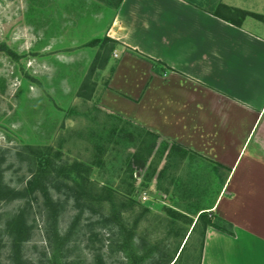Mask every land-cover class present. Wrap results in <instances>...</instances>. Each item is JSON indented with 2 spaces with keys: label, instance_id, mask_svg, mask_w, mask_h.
<instances>
[{
  "label": "rangeland",
  "instance_id": "obj_1",
  "mask_svg": "<svg viewBox=\"0 0 264 264\" xmlns=\"http://www.w3.org/2000/svg\"><path fill=\"white\" fill-rule=\"evenodd\" d=\"M192 1L207 8L218 2ZM233 3L264 13V0H233ZM116 9L108 0H0V44L3 45L0 51V170L4 184L19 189L29 177L25 158L18 155L23 145H51L60 148L68 160L89 162L96 153L95 142H100L106 147L103 164L92 167L91 179L97 186L109 180L112 188L124 194L123 179L128 182L131 172L133 185L129 198L148 209L137 225V233L151 243L161 241L166 245L165 250L172 253L179 241L182 245L192 225L179 222V233H168L164 208L195 220L196 215L187 212L194 214L196 209L211 204L221 183L222 169L197 155L188 154L184 159L169 155V143L176 141L156 132L160 138L145 163L132 161L127 165L126 154L134 151L137 128L150 129L143 125L141 115L134 114L135 106L123 94L119 104L122 114L107 107L114 101V95L105 97V92L120 58L119 52L132 54L131 48L123 43L116 40L118 44L108 55L106 65L91 74L90 79L95 82L91 98L77 95L98 53V48L88 46L87 42L107 35ZM102 56L103 52L98 60ZM113 127L115 131L111 132ZM63 187L61 183L50 187L53 198L58 194L57 188L62 198H67L57 221L61 233L78 213L71 194L64 193ZM142 194L145 200L141 199ZM19 209H24L28 227L27 239L20 249V263L54 264L49 244L50 225L37 194L0 201V264H16L5 221ZM140 210L136 205L135 213L129 214L133 217ZM102 211L106 212L107 207ZM186 229L181 239L180 234ZM120 240L115 224L105 222L99 211L85 210L74 225V233L62 250L63 261L59 263L97 264L96 258L100 257L103 264H128L119 247ZM197 250L195 232L186 243V253L196 256Z\"/></svg>",
  "mask_w": 264,
  "mask_h": 264
},
{
  "label": "crops",
  "instance_id": "obj_2",
  "mask_svg": "<svg viewBox=\"0 0 264 264\" xmlns=\"http://www.w3.org/2000/svg\"><path fill=\"white\" fill-rule=\"evenodd\" d=\"M209 9L121 0L107 35L169 70L157 74L144 58L119 52L107 107L122 114L127 97L147 128L222 166L206 208L231 233L207 226L200 264H264V22L245 17L235 26Z\"/></svg>",
  "mask_w": 264,
  "mask_h": 264
},
{
  "label": "trees",
  "instance_id": "obj_3",
  "mask_svg": "<svg viewBox=\"0 0 264 264\" xmlns=\"http://www.w3.org/2000/svg\"><path fill=\"white\" fill-rule=\"evenodd\" d=\"M121 0H108V3L117 8ZM191 4L199 6L196 2L189 0ZM210 13L214 16L226 21L235 26H240L245 17H252L258 21L264 22V14L246 10L243 8L232 7L222 2H217L209 9ZM118 42L107 36L96 37L87 42L88 46H96L98 53L96 54L93 62L88 71V76L85 77L80 85L77 95L83 98H91L94 92L95 82L90 79L91 74L97 68H102L108 61V55L112 52ZM3 50V45L0 44V51ZM103 52V56L100 60L98 57ZM132 54H135L141 58L147 60L152 69L157 73H164L169 70L165 64L160 61L151 59L131 49ZM109 114V113H108ZM116 118L121 117L111 114ZM124 120V119H122ZM124 123L133 125L130 121L124 120ZM137 139L132 154H126V161L128 166L132 161H140L145 163L146 159L150 156L152 149L157 145V141L160 138L155 132L146 130L144 128H137ZM115 131V127L111 132ZM167 142V141H166ZM94 149L96 153L91 161L82 162L79 160H68L64 157V153L60 148H53L51 145H31L26 144L22 146L18 155L23 156L29 167V177L26 180L23 187L16 189L11 188L4 184L3 176L0 170V201H12L15 199H25L29 195H39L42 199L43 206L46 209L47 220L50 225V237L49 244L52 248V261L54 264H60L59 261H63L62 250L70 241L74 233V225L79 220V216L85 210L99 211V215L105 220V222H111L116 225L121 236L119 241V247L123 250L128 264H200L203 237L207 226H212L219 230L231 233L230 224L220 219L211 210L207 208H198L194 214L195 220L186 214L180 213L171 208H164L167 215L166 225L168 233L178 234L179 230L177 224L183 222L187 225H192L186 240L182 247H180V241L176 245L172 253L165 250V246L161 244V241L151 243L146 240L145 236L137 233V225L147 213L148 209L129 198L133 180L131 172L127 176L128 182L123 179L126 187H123L124 194H119L112 188L109 180L102 182L100 186L91 179L90 174L93 166L99 167L103 164L102 156L106 151L104 144L95 142ZM165 143V142H164ZM165 149V144L160 148L161 153ZM169 155L176 156L177 158L184 159L186 156L197 155L192 150L180 145L176 142H170L168 147ZM130 159V160H129ZM211 162V161H210ZM213 163V162H212ZM215 164V163H214ZM217 166L221 165L215 164ZM131 181V182H129ZM223 181V179H221ZM57 183H61L64 186V193L69 192L72 196L75 207L78 209V213L74 216L68 229L61 233L57 228V221L61 211L64 209L67 198L63 199V194L59 192L57 188V195L53 198L50 193L51 186H57ZM141 208L140 212H137L135 216L131 217L129 213H135V206ZM107 207V211L102 210ZM128 213V217L124 214ZM126 218V220H124ZM130 219V223L127 221ZM5 229L10 237L11 251L14 255V261L16 264L20 263V249L27 239L28 227L24 216V209H19L17 213L11 216L5 221ZM187 232L184 230L180 234L184 238ZM197 234L198 237V252L196 256H192L186 253V243L192 233ZM177 251H179L177 253ZM177 253V255H176ZM176 255V256H175ZM97 264H103L104 262L100 257L96 258Z\"/></svg>",
  "mask_w": 264,
  "mask_h": 264
},
{
  "label": "built area",
  "instance_id": "obj_4",
  "mask_svg": "<svg viewBox=\"0 0 264 264\" xmlns=\"http://www.w3.org/2000/svg\"><path fill=\"white\" fill-rule=\"evenodd\" d=\"M141 199H142V200H145V199H146V197H145L144 194L141 195Z\"/></svg>",
  "mask_w": 264,
  "mask_h": 264
},
{
  "label": "water",
  "instance_id": "obj_5",
  "mask_svg": "<svg viewBox=\"0 0 264 264\" xmlns=\"http://www.w3.org/2000/svg\"><path fill=\"white\" fill-rule=\"evenodd\" d=\"M187 236V235H186ZM186 240V238L184 239V241ZM184 241H183V243H184ZM183 243H182V245H183ZM182 245L180 246V248L182 247ZM180 248H179V250H180ZM179 252V251H178Z\"/></svg>",
  "mask_w": 264,
  "mask_h": 264
}]
</instances>
